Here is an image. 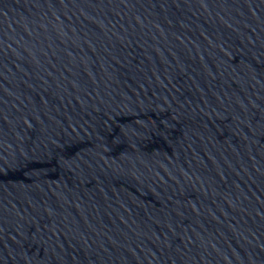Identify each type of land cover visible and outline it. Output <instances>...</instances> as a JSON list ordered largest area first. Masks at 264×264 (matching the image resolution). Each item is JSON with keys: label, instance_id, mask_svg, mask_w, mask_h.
<instances>
[{"label": "water", "instance_id": "obj_1", "mask_svg": "<svg viewBox=\"0 0 264 264\" xmlns=\"http://www.w3.org/2000/svg\"><path fill=\"white\" fill-rule=\"evenodd\" d=\"M0 264H264V0H0Z\"/></svg>", "mask_w": 264, "mask_h": 264}]
</instances>
